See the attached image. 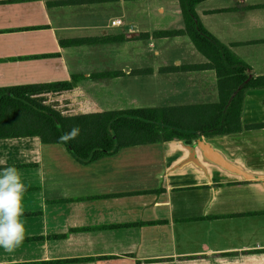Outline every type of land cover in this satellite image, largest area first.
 <instances>
[{
  "label": "crops",
  "instance_id": "obj_1",
  "mask_svg": "<svg viewBox=\"0 0 264 264\" xmlns=\"http://www.w3.org/2000/svg\"><path fill=\"white\" fill-rule=\"evenodd\" d=\"M59 1L0 0V88L68 82L28 94L62 116L139 108H125L122 81L140 75L93 68L96 56L108 60L111 43L61 45L116 36L88 35L123 22L88 18L110 1ZM177 5L158 0L156 8L166 14ZM195 12L253 77L264 76V0H204ZM205 62L157 69L192 76V100L178 105L217 101L214 71L192 68ZM241 123L261 128L124 148L86 165L35 136L0 139V168L16 167L27 188L24 241L0 248V264H264V88L245 93Z\"/></svg>",
  "mask_w": 264,
  "mask_h": 264
},
{
  "label": "trees",
  "instance_id": "obj_2",
  "mask_svg": "<svg viewBox=\"0 0 264 264\" xmlns=\"http://www.w3.org/2000/svg\"><path fill=\"white\" fill-rule=\"evenodd\" d=\"M111 0H66L56 5ZM204 0H177L183 28L154 32L153 36H186L194 49L206 60L192 68L214 71L217 101L164 107H139L98 113L62 116L60 113L31 98L35 91L55 89L68 82L21 85L0 88V139L35 136L42 144L63 146L80 165L113 156L119 150L134 146L172 141L195 140L199 137L237 134L261 128V124L243 125L241 114L247 91L264 88V76L253 77L249 66L235 58L202 26L195 7ZM127 35L79 38L61 42L62 46L92 45L122 41ZM150 35L139 33L140 39ZM134 39V38H133ZM176 69V67H173ZM150 69H136L134 75L150 74ZM122 72H106L96 76H120ZM73 76L72 79H77ZM79 135L68 142L59 137L73 127Z\"/></svg>",
  "mask_w": 264,
  "mask_h": 264
},
{
  "label": "rangeland",
  "instance_id": "obj_3",
  "mask_svg": "<svg viewBox=\"0 0 264 264\" xmlns=\"http://www.w3.org/2000/svg\"><path fill=\"white\" fill-rule=\"evenodd\" d=\"M107 3V2H105ZM110 6L105 4L95 6L94 14L88 15L90 20H100L105 24L110 17L122 18L124 26L88 32L90 36L101 35L106 31L109 35H127L134 38L133 33L150 35L147 39H128L118 46L111 43L109 58L102 59L99 55L93 59L94 70L99 71H124L130 69H152L151 75H140L123 80L126 92L125 108L140 106H167L189 102L195 88L187 82L194 81L190 74L177 73L157 74L159 67L175 66L178 64L199 62L203 60L186 36L156 37L154 32L164 30H180L183 21L179 7H172L166 14L157 11L158 0H126L125 6H118L113 1ZM121 24V25H122ZM135 31V32H134ZM132 33V35H131ZM127 38V37H126ZM110 44V43H109ZM105 57V53L104 56ZM99 61L101 63L96 62ZM103 61V63H102ZM61 147V146H57Z\"/></svg>",
  "mask_w": 264,
  "mask_h": 264
},
{
  "label": "clouds",
  "instance_id": "obj_4",
  "mask_svg": "<svg viewBox=\"0 0 264 264\" xmlns=\"http://www.w3.org/2000/svg\"><path fill=\"white\" fill-rule=\"evenodd\" d=\"M80 129L73 127L59 137L68 142L79 135ZM27 191L20 171L14 167L0 168V248L12 252L25 238L23 216V195Z\"/></svg>",
  "mask_w": 264,
  "mask_h": 264
},
{
  "label": "built area",
  "instance_id": "obj_5",
  "mask_svg": "<svg viewBox=\"0 0 264 264\" xmlns=\"http://www.w3.org/2000/svg\"><path fill=\"white\" fill-rule=\"evenodd\" d=\"M121 24H122V21L120 19H113L110 22L111 26H122L123 24L122 25Z\"/></svg>",
  "mask_w": 264,
  "mask_h": 264
},
{
  "label": "water",
  "instance_id": "obj_6",
  "mask_svg": "<svg viewBox=\"0 0 264 264\" xmlns=\"http://www.w3.org/2000/svg\"><path fill=\"white\" fill-rule=\"evenodd\" d=\"M135 35L137 36V33H135Z\"/></svg>",
  "mask_w": 264,
  "mask_h": 264
}]
</instances>
